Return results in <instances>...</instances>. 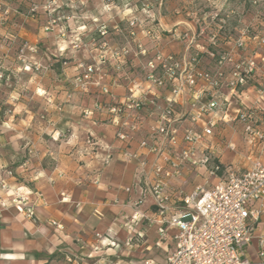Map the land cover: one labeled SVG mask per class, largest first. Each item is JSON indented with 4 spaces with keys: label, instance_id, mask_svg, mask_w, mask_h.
I'll list each match as a JSON object with an SVG mask.
<instances>
[{
    "label": "rangeland",
    "instance_id": "374dc122",
    "mask_svg": "<svg viewBox=\"0 0 264 264\" xmlns=\"http://www.w3.org/2000/svg\"><path fill=\"white\" fill-rule=\"evenodd\" d=\"M243 34L238 50L236 41ZM261 37L264 0H0V155L11 159L8 175L29 185L34 171L54 166L55 150L67 154L60 145L70 140L73 127L84 131L82 119L99 116L83 115L94 106L87 107L85 95L103 96L98 81L113 90L112 82L120 83L128 93L142 82L145 65L157 54L181 62L198 54V65L215 66L219 54L228 51L234 60L259 61ZM74 65L81 69L77 75ZM88 65H100L101 80L98 75L83 79ZM258 73H264V66ZM253 83L255 88L249 86L241 99L247 106L258 98V78ZM147 88L142 91L150 94ZM214 138L225 168L243 172L250 167L241 123H221ZM9 143L14 151L7 150ZM229 144L235 145L233 151ZM15 196L21 208L24 197ZM26 208L30 215L20 211L33 218V209Z\"/></svg>",
    "mask_w": 264,
    "mask_h": 264
},
{
    "label": "built area",
    "instance_id": "2783aa9c",
    "mask_svg": "<svg viewBox=\"0 0 264 264\" xmlns=\"http://www.w3.org/2000/svg\"><path fill=\"white\" fill-rule=\"evenodd\" d=\"M243 37L236 41L238 50L243 48ZM257 42L264 44V37ZM258 60H234L229 51L222 52L213 70H204L198 65V54L185 63L172 55L157 54L145 65L142 82L134 81L118 102L109 87L95 83L107 99H97L83 115H105L116 127V139L125 144V160L148 167L144 188L153 200V214L136 213L127 227L130 230L139 219L157 223L159 243L173 244L164 264H251L246 249L254 239L264 263V233L257 232L264 215V73H258L264 66V54ZM227 63L231 65H224ZM99 70L100 65H88L83 79L98 75L101 80ZM255 78L260 86L258 98L247 106L241 99ZM143 83L149 86L150 98L142 91ZM165 89L168 92L163 96ZM183 100L188 108L178 113L176 107L182 106ZM147 118L150 122L144 127ZM233 122L243 125L248 146L258 150L243 172L225 168L213 154L211 140L219 125ZM142 128L146 131L138 147L151 154L149 160L128 149ZM228 148L234 150V145ZM187 169H201L206 175L190 191L176 184ZM209 179L216 182L210 184ZM19 209L31 213L25 205ZM95 237L110 239L99 233ZM109 246L115 247V242L110 241ZM66 262L80 264L72 256H67Z\"/></svg>",
    "mask_w": 264,
    "mask_h": 264
},
{
    "label": "crops",
    "instance_id": "0c3cea01",
    "mask_svg": "<svg viewBox=\"0 0 264 264\" xmlns=\"http://www.w3.org/2000/svg\"><path fill=\"white\" fill-rule=\"evenodd\" d=\"M79 67L74 65L75 75L79 74ZM213 67L201 65L204 70ZM105 81L112 82L108 78ZM112 84L116 88L111 91L122 101L128 94L126 89L118 86L120 83ZM84 97L89 98L87 107H92L97 99H107ZM187 108L184 101L183 111ZM93 121L82 119L84 131L79 133L73 127L70 140L60 145L67 147L63 151L67 154L55 150L54 166L34 171L29 185L8 175L11 159L0 155V264H69L67 256L77 258L80 264H164L173 244L159 243V225L139 219L130 230L127 227L134 214H153V200L144 188L148 167L125 160V144L115 139L116 127L105 115ZM149 122L147 118L145 123ZM141 136L136 134L128 149L139 152L143 156L140 159L149 160L151 154L138 147ZM13 146L9 143L7 150L14 151ZM215 147L216 161L222 163ZM247 149L251 154L249 161L258 156V150L250 146ZM205 176L201 169H187L176 184L190 191L193 186L187 183L203 182ZM209 182L214 184L216 179ZM16 192L24 197V205L33 209V218L26 217L15 204ZM257 232L264 233V215ZM97 233L110 239L99 241ZM110 241L115 242V247L109 246ZM246 257L251 264H264L258 256L256 239L246 249Z\"/></svg>",
    "mask_w": 264,
    "mask_h": 264
}]
</instances>
